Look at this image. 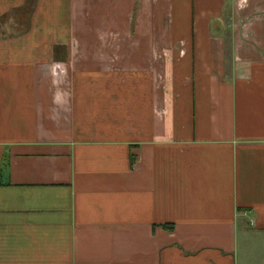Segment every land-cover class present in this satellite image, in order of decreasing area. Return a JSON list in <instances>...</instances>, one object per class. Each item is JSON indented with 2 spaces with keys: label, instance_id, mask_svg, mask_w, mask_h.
<instances>
[{
  "label": "crops",
  "instance_id": "0c3cea01",
  "mask_svg": "<svg viewBox=\"0 0 264 264\" xmlns=\"http://www.w3.org/2000/svg\"><path fill=\"white\" fill-rule=\"evenodd\" d=\"M241 238L264 0H0V264H264Z\"/></svg>",
  "mask_w": 264,
  "mask_h": 264
},
{
  "label": "rangeland",
  "instance_id": "374dc122",
  "mask_svg": "<svg viewBox=\"0 0 264 264\" xmlns=\"http://www.w3.org/2000/svg\"><path fill=\"white\" fill-rule=\"evenodd\" d=\"M242 239V238H241ZM262 241L258 240V239H252L251 243H250V247L252 246L255 247V249H252L251 251L249 250V246H247V244L245 242H243V239L240 242V249H239V253L240 254H245L247 253L249 256H252L254 254H260V255H264V247H262ZM246 245V246H245ZM253 259V257L251 258Z\"/></svg>",
  "mask_w": 264,
  "mask_h": 264
}]
</instances>
